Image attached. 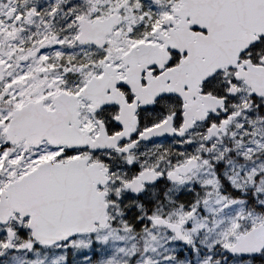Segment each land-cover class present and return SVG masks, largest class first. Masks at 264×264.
I'll list each match as a JSON object with an SVG mask.
<instances>
[{
	"label": "snow or ice",
	"instance_id": "1",
	"mask_svg": "<svg viewBox=\"0 0 264 264\" xmlns=\"http://www.w3.org/2000/svg\"><path fill=\"white\" fill-rule=\"evenodd\" d=\"M0 264H264V0H0Z\"/></svg>",
	"mask_w": 264,
	"mask_h": 264
}]
</instances>
